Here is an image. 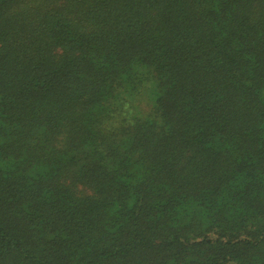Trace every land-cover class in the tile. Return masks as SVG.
<instances>
[{"label":"trees","instance_id":"trees-1","mask_svg":"<svg viewBox=\"0 0 264 264\" xmlns=\"http://www.w3.org/2000/svg\"><path fill=\"white\" fill-rule=\"evenodd\" d=\"M0 264H264V0H0Z\"/></svg>","mask_w":264,"mask_h":264}]
</instances>
